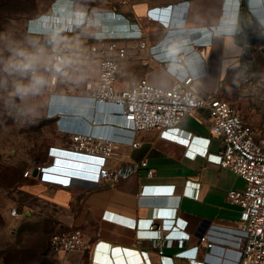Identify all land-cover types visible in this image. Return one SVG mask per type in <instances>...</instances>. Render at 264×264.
<instances>
[{"label":"crops","instance_id":"crops-1","mask_svg":"<svg viewBox=\"0 0 264 264\" xmlns=\"http://www.w3.org/2000/svg\"><path fill=\"white\" fill-rule=\"evenodd\" d=\"M242 2H188L189 6L183 12L173 9L170 21L160 19L166 26L152 24L155 31L147 36L148 44L161 51L163 58L170 59L165 48L173 41H180L183 50L189 54L182 73L195 77L194 89L201 96L218 97L233 79V66L243 52L231 33L232 18L238 12L239 19ZM166 6L155 9H166ZM246 8L251 31L264 34V0H246ZM69 9L72 11V6ZM54 16H58L57 13ZM111 18V12L96 17L79 36H74L72 30L65 32L68 45L77 52L80 62L72 66L68 78L61 80L57 94L50 101L46 119L53 122L62 137L85 133L112 140L115 153L108 161V168L116 176L102 181L97 189L33 181L40 187V199L67 213L63 215L61 227L74 230L76 225L81 226L90 243L86 252L64 255L66 264H196L210 251L205 244L200 245L198 237L202 235H209L214 240L215 252L219 247L235 246L240 209L230 204L227 196L230 191L243 190L238 186L240 177L209 159L210 155L221 154L222 142L213 137L206 109L181 123L182 136L191 137L186 146L164 140L160 131H133L113 105L94 106L85 86L88 82L98 81L102 56L89 54L84 60L79 52L93 43L96 36L116 38L122 36L123 30L135 31L131 25L141 26L144 15L132 21L122 17L124 29L120 32L107 27ZM125 32L123 34H127ZM40 37L44 40L42 35ZM125 43L129 48L128 57L120 61L117 88L125 90L139 79L147 78L159 88L170 89L174 76L166 69V64L154 57L151 50L140 49L138 41L126 40ZM183 43L186 44L183 46ZM45 46H48L46 42ZM233 103L245 123L264 138V110L255 109L257 119L251 118L244 102L237 100ZM149 171H154L152 177L148 175ZM152 186H175V191L171 194L144 192ZM168 210L173 211L172 217L166 218L168 221L159 220L155 230L149 231V223L158 219L159 212ZM175 220L184 221L186 228L182 229ZM170 231L189 235L191 240L186 247L180 248L175 242L177 237L172 238L165 245L166 258L161 259L157 253L147 255L146 252H150ZM196 246H200L196 258L192 257L195 250L185 253ZM180 251L186 255L177 257Z\"/></svg>","mask_w":264,"mask_h":264},{"label":"built area","instance_id":"built-area-1","mask_svg":"<svg viewBox=\"0 0 264 264\" xmlns=\"http://www.w3.org/2000/svg\"><path fill=\"white\" fill-rule=\"evenodd\" d=\"M65 5V4H64ZM72 6V11H84L88 21L85 25L74 27L72 34L79 36L86 27L95 20L93 14L82 9L75 2L67 3ZM176 7V6H175ZM169 6L168 21L171 19L175 8ZM156 10V9H154ZM152 11V10H151ZM151 11L147 14L149 21L166 26L165 22L155 17ZM110 13V12H109ZM108 13V15H109ZM112 14V13H111ZM114 17H124L114 14ZM125 18V17H124ZM123 19V18H122ZM231 33L236 34L238 29V12L233 16ZM122 36L116 38L106 35L96 36L87 48L79 52L81 57L89 54L101 55L100 75L97 82L86 83V90L95 107L100 105H113L120 113L125 122L132 126L135 132L160 131L164 140L189 145L191 137L184 138L180 129L181 123L189 116H194L200 110H208L211 131L222 142V152L219 155H210L209 159L224 169H228L242 178L246 187L243 190H233L228 193V202L240 209V224L235 234L234 247H219L218 251L214 240L209 235L198 237L199 243L205 244L210 250L203 261L196 264H264V138H257L254 131L247 126L241 115L228 102L218 97L201 96L194 89L195 77L184 74L183 64L189 54L183 50L174 58H163L162 52L157 48H150L147 35L139 24H132ZM40 32V31H39ZM127 34H123V33ZM264 36L262 32H255ZM126 40L139 42V48L151 50L154 57L164 62L169 71V65L175 63L177 71L173 73L174 82L170 89H162L153 85L147 78H141L125 90L117 88L120 61L128 57ZM137 147V144H134ZM115 153V143L107 138L96 137L92 134L74 133L66 148L53 147L50 156L53 158V166H37L24 174V181L35 180L41 183L69 187L81 185L89 189H97L104 180H112L116 173L108 168V161ZM59 154H70L85 157L82 174L86 176L87 183L79 184L73 181H59L58 176H63L56 171L64 161L58 159ZM60 156V155H59ZM61 161V162H60ZM64 165V164H62ZM143 166H147L143 163ZM38 171V177L33 172ZM154 171H149L152 177ZM175 186H152L144 192L171 194ZM173 211L159 212L156 220L148 225L149 231H154L159 220L168 221ZM12 218L19 217L18 210L13 208L10 212ZM172 221V220H169ZM182 229L186 223L179 220ZM161 230L164 231V229ZM177 231V229H174ZM160 243L154 245L150 252L157 253L161 259L165 245L177 237L175 241L180 248L186 247L190 242L189 235L170 231ZM99 245V244H98ZM97 245V246H98ZM196 246L192 257L198 256ZM90 248L86 234L80 229L62 231L52 236L50 249L58 254L69 255L74 252H86ZM186 255V254H185ZM183 251L177 257H184ZM189 256V255H188ZM187 256V258H188Z\"/></svg>","mask_w":264,"mask_h":264},{"label":"rangeland","instance_id":"rangeland-1","mask_svg":"<svg viewBox=\"0 0 264 264\" xmlns=\"http://www.w3.org/2000/svg\"><path fill=\"white\" fill-rule=\"evenodd\" d=\"M194 1L196 0H0V32H10L18 39L28 35L31 28L38 34L47 18L54 16L55 9L59 10L64 4L75 2L80 8L93 14L94 18L107 16L108 12L105 11L123 15L130 21L144 15L140 24L149 37L150 32L155 31L152 29L153 22L147 16L151 10L165 5L166 8L170 5H183L187 8L188 2ZM123 24L124 19L115 18L113 15L107 27L113 32L122 31ZM236 34L233 36L236 37ZM41 38L39 36L41 42L45 43ZM235 64L232 69L234 77L221 90L218 98L235 109L234 101L244 102L250 111L248 115L257 119L254 110H264V48L246 47L236 58ZM60 84L61 81L53 90L51 99L57 94L56 89ZM50 101L39 109L35 118H14L12 114L0 109V264L67 262L64 255L50 249L52 236L68 231L61 227L63 215L67 213L57 209L53 203L39 198L40 187L37 182L23 180L24 174L34 167L53 166L51 148H66L70 141L71 135L62 137L53 122L46 119ZM247 126L254 131L257 138H262L251 125ZM213 137L217 138L214 135ZM59 155L58 159L64 163L58 164L60 167L56 171L63 176H58L57 180L86 184V176L80 174L83 177H78L80 170L75 167L77 163L83 166L85 161H77L69 154ZM238 186L239 189H244L245 182L242 178L238 181ZM13 208L18 210L19 217H11ZM74 229L81 230L82 227L76 225Z\"/></svg>","mask_w":264,"mask_h":264},{"label":"clouds","instance_id":"clouds-1","mask_svg":"<svg viewBox=\"0 0 264 264\" xmlns=\"http://www.w3.org/2000/svg\"><path fill=\"white\" fill-rule=\"evenodd\" d=\"M53 13L58 16L48 17L38 34L30 30L18 39L10 32H0V109L14 118H35L39 109L50 101L57 83L67 78L72 66L80 62L64 33L85 25L86 12L71 11L65 4ZM181 50L180 41H173L165 48L169 58ZM169 71H177L175 63L169 65ZM175 221L179 224V220Z\"/></svg>","mask_w":264,"mask_h":264},{"label":"trees","instance_id":"trees-1","mask_svg":"<svg viewBox=\"0 0 264 264\" xmlns=\"http://www.w3.org/2000/svg\"><path fill=\"white\" fill-rule=\"evenodd\" d=\"M187 8L183 7V5L181 7L179 6H176L174 8V10L176 11H179V10H186ZM151 13L161 19V18H164V20L167 21L168 19V14H169V10L166 9H156V10H152ZM163 21V20H162ZM244 23L246 25L247 28H249L251 30V26L249 25L248 23V20H247V8H246V0H243L242 2V5H241V9H240V17H239V21H238V31L239 33H237V36H236V43L238 45H240L243 49H245L246 47L249 46L245 36L242 34L241 32V23ZM186 44V43H183V45ZM256 47H263V45H260V44H257Z\"/></svg>","mask_w":264,"mask_h":264},{"label":"water","instance_id":"water-1","mask_svg":"<svg viewBox=\"0 0 264 264\" xmlns=\"http://www.w3.org/2000/svg\"><path fill=\"white\" fill-rule=\"evenodd\" d=\"M241 32L242 34L245 36L248 44L250 46H256L257 44H260V45H263L264 46V36L261 35V34H258V33H255V32H252L249 28L246 27V25L242 22L241 23ZM233 37V36H232ZM231 40L234 41V38H231ZM239 50L242 51L243 48L242 47H239ZM200 52L203 53L204 52V49L201 48L200 49ZM68 155V154H67ZM70 155V154H69ZM72 158L76 159L77 161H85V157L83 156H76V155H71ZM78 170H80L79 172V175H77L78 177H83L81 172L82 170L84 169V165L82 166L81 164L77 163V165L75 166ZM78 173V172H77ZM38 171L35 170L33 172V176L36 178L38 177Z\"/></svg>","mask_w":264,"mask_h":264}]
</instances>
